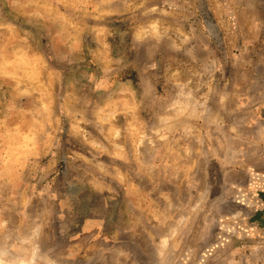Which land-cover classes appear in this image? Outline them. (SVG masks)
<instances>
[{
  "label": "rangeland",
  "instance_id": "374dc122",
  "mask_svg": "<svg viewBox=\"0 0 264 264\" xmlns=\"http://www.w3.org/2000/svg\"><path fill=\"white\" fill-rule=\"evenodd\" d=\"M1 261L264 264V0H0Z\"/></svg>",
  "mask_w": 264,
  "mask_h": 264
},
{
  "label": "bare ground",
  "instance_id": "6f19581e",
  "mask_svg": "<svg viewBox=\"0 0 264 264\" xmlns=\"http://www.w3.org/2000/svg\"><path fill=\"white\" fill-rule=\"evenodd\" d=\"M2 263H4V262H0V264H2ZM5 264V263H4ZM19 264H28V263H26V262H21V263H19Z\"/></svg>",
  "mask_w": 264,
  "mask_h": 264
}]
</instances>
